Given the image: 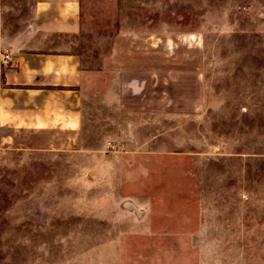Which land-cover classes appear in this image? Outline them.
Listing matches in <instances>:
<instances>
[{"label":"rangeland","instance_id":"374dc122","mask_svg":"<svg viewBox=\"0 0 264 264\" xmlns=\"http://www.w3.org/2000/svg\"><path fill=\"white\" fill-rule=\"evenodd\" d=\"M81 4L136 93L96 75L75 146L0 147V264H264V0Z\"/></svg>","mask_w":264,"mask_h":264},{"label":"crops","instance_id":"0c3cea01","mask_svg":"<svg viewBox=\"0 0 264 264\" xmlns=\"http://www.w3.org/2000/svg\"><path fill=\"white\" fill-rule=\"evenodd\" d=\"M9 13L0 0L1 148L75 146L82 136L86 87L101 74H119L120 97L123 88L136 93L135 71L123 67L116 48L101 55L98 69L86 67L79 49L84 35L81 0H33L28 15L18 16L16 29L7 20ZM114 37L117 44L121 36ZM110 59L115 61L112 68Z\"/></svg>","mask_w":264,"mask_h":264}]
</instances>
